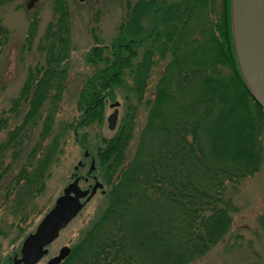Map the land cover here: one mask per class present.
Here are the masks:
<instances>
[{"label":"trees","instance_id":"trees-1","mask_svg":"<svg viewBox=\"0 0 264 264\" xmlns=\"http://www.w3.org/2000/svg\"><path fill=\"white\" fill-rule=\"evenodd\" d=\"M53 10L57 17L38 45L42 62L28 69L12 102L22 115L0 142V159L9 151L17 156L39 120L38 137L17 172L6 175L1 202L11 189L20 198L40 192L62 151L65 129L53 126L67 74L69 24L64 0ZM7 32L0 21V52ZM32 37L33 26L25 42ZM166 55L130 156L134 105L110 136H99L93 155L86 133L75 134L93 160L94 179L106 185L105 199L59 264H187L227 232L236 210L227 188L257 171L264 133V108L236 58L230 0H134L112 42L86 51L94 68L78 90L75 128L100 123L104 96L112 98L119 85L140 101L154 58ZM1 166L9 164L0 160ZM5 174L0 169V178Z\"/></svg>","mask_w":264,"mask_h":264},{"label":"rangeland","instance_id":"rangeland-1","mask_svg":"<svg viewBox=\"0 0 264 264\" xmlns=\"http://www.w3.org/2000/svg\"><path fill=\"white\" fill-rule=\"evenodd\" d=\"M27 0H5L0 4V21L7 29L8 40L0 52V142L7 129L20 122L22 111L19 106L11 108L12 102L19 95L20 88L29 68L42 62V52L38 45L43 37L47 24L53 21L57 14L53 6L57 0H37L32 8L26 9ZM68 11L69 50L65 60L67 74L60 99L54 114L53 129H65L62 138V151L57 161L51 164L49 174L44 179L40 192L32 197L20 198L13 189L5 201L0 200V262L4 260L10 249L30 231L46 214L54 203L55 198L63 188L71 182L74 166L80 160L83 166L78 174L85 175L91 157L83 156L84 148L79 141L82 133H86L88 150L92 155L95 147L101 145L99 136H110L117 126L126 106L134 105L135 124L132 138L126 155L132 153L138 132L144 124L146 103L150 91L157 79L158 71L162 68L167 55L155 57L148 76L143 98L138 101L125 84L113 90V97L104 96L103 117L100 123L94 121L89 125L75 128L81 111L77 108L78 90L85 77L93 72V65L84 60L86 51L95 44L107 45L118 33V25L127 14L128 5L134 0H64ZM34 22V23H33ZM146 23V22H145ZM33 26V37L30 43L25 42L29 28ZM140 57L141 49L137 50ZM129 75L124 77L130 82ZM118 101L117 119L113 129L107 128L106 117L112 111L109 103ZM37 125L29 132V138L24 148L14 158L11 152H5L2 159L8 168L0 178L1 187L6 184V175L12 176L25 161L24 156L37 140L39 132ZM70 127H69V126ZM76 134V135H75ZM261 153L257 171L242 178L235 189L227 188L236 210L230 214L231 223L227 232L203 256L187 264H264V133L260 135ZM91 182V180L89 181ZM81 188L86 183L80 181ZM106 185L101 187L86 200L81 209L66 225L60 229L54 240L47 246L49 253L36 264H44L50 254H54L62 245L71 246L84 228L95 217L104 204ZM103 190V191H104ZM16 247V246H15Z\"/></svg>","mask_w":264,"mask_h":264},{"label":"water","instance_id":"water-1","mask_svg":"<svg viewBox=\"0 0 264 264\" xmlns=\"http://www.w3.org/2000/svg\"><path fill=\"white\" fill-rule=\"evenodd\" d=\"M37 0H27L25 8L33 7ZM82 2L84 0H77ZM231 27L234 49L240 71L244 80L251 88L253 96L264 108V0H230ZM118 101L109 103L112 111L106 117L108 129H113L117 119ZM87 153L84 151L83 156ZM81 164L78 160L74 169ZM93 169V160L89 162L88 171ZM94 177V176H93ZM101 183L94 181L90 191L80 189L77 179L69 182L62 190L49 211L40 219L36 230L26 237L37 241L41 247L57 236L58 231L76 215L84 202L94 193ZM69 193H73L70 195ZM85 198L80 201L81 198ZM30 243H33L31 241ZM67 245L59 248L58 253L50 257L44 264H59L69 254ZM27 253H25V256ZM34 261L25 260L24 264Z\"/></svg>","mask_w":264,"mask_h":264},{"label":"flooded vegetation","instance_id":"flooded-vegetation-1","mask_svg":"<svg viewBox=\"0 0 264 264\" xmlns=\"http://www.w3.org/2000/svg\"><path fill=\"white\" fill-rule=\"evenodd\" d=\"M83 166V163L81 162L80 165H78L74 172L72 173V176H71V181H73L75 178L77 179V186L84 190V189H87L88 191H90V188L92 187L95 179L93 177V175L91 174V171L89 172L88 171V168H89V164H88V168L85 172V175H82V174H78V169L81 168ZM91 180V182H89ZM82 181L84 183H86V186L81 188L79 186V182ZM100 188V187H99ZM98 188H96L95 190H97ZM62 192L59 194L61 195ZM70 195H73V193H69ZM58 195V196H59ZM57 196V197H58ZM56 199V198H55ZM85 198H81L80 201H83ZM55 202V200H54ZM54 204V203H53ZM53 206V205H52ZM51 206V208H52ZM50 208V209H51ZM39 224V221L38 223L36 224V226L34 227L33 231L30 233L32 234L35 230H36V227L37 225ZM62 229V228H61ZM29 232L25 235V237H23L17 244H15L9 251V253L6 254L4 260H2V262H0V264H24V261L25 260H32L34 261L32 264H36L41 258H43L45 255H47L49 253V249H48V245L54 240L51 239L50 241H48L47 243H45L44 245H42L41 247H38L37 245H35V243L37 241L35 240H31V239H28L26 236L28 234H30ZM31 241H33V243H30ZM16 246V247H15ZM63 246V245H62ZM68 246V245H67ZM61 247V246H60ZM59 247V248H60ZM69 249H70V246H68ZM59 248L57 249V251L54 253V254H50L49 257L46 259V261L56 255L58 253V250ZM25 253H27V255L25 256ZM45 261V262H46Z\"/></svg>","mask_w":264,"mask_h":264}]
</instances>
